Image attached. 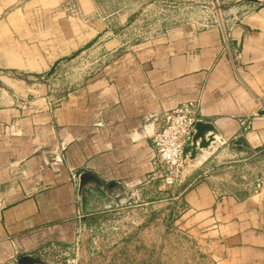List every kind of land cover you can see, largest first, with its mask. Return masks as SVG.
<instances>
[{
    "label": "crops",
    "instance_id": "obj_1",
    "mask_svg": "<svg viewBox=\"0 0 264 264\" xmlns=\"http://www.w3.org/2000/svg\"><path fill=\"white\" fill-rule=\"evenodd\" d=\"M65 1L0 0V264L41 260L71 239L105 188L155 182L152 118L183 102L198 101L202 120L218 132L206 150L264 153L261 0L135 50H124L115 30L107 36L104 19L71 15ZM91 44L107 61L52 88L51 71ZM194 169L185 171L201 179L182 192L183 219L219 244L218 264H264V175L259 188L240 193ZM84 172L104 186L91 182L81 196Z\"/></svg>",
    "mask_w": 264,
    "mask_h": 264
},
{
    "label": "rangeland",
    "instance_id": "obj_2",
    "mask_svg": "<svg viewBox=\"0 0 264 264\" xmlns=\"http://www.w3.org/2000/svg\"><path fill=\"white\" fill-rule=\"evenodd\" d=\"M242 1L66 0L61 7L87 21L104 19L110 27L107 36H114L113 29L124 50H135L182 25L218 23ZM107 56L97 45L87 46L71 57V63L62 64L52 88L75 84L106 62ZM188 162L173 182L160 176L143 187L105 188L103 200L86 211L71 239L55 243L39 263L218 264L219 244L183 219L182 192L201 179L185 169L201 170L203 177H213L223 190L249 193L262 182L264 153L235 155L212 148L199 153L192 166Z\"/></svg>",
    "mask_w": 264,
    "mask_h": 264
},
{
    "label": "built area",
    "instance_id": "obj_3",
    "mask_svg": "<svg viewBox=\"0 0 264 264\" xmlns=\"http://www.w3.org/2000/svg\"><path fill=\"white\" fill-rule=\"evenodd\" d=\"M53 73L56 75L57 70ZM152 119L155 125L152 135L155 171L173 182L180 176L185 148L193 143L196 123L202 120L201 105L194 100L183 102L173 109L155 114Z\"/></svg>",
    "mask_w": 264,
    "mask_h": 264
},
{
    "label": "water",
    "instance_id": "obj_4",
    "mask_svg": "<svg viewBox=\"0 0 264 264\" xmlns=\"http://www.w3.org/2000/svg\"><path fill=\"white\" fill-rule=\"evenodd\" d=\"M218 142V132L211 122L200 120L196 123V133L194 134L193 143L187 146L183 153L182 164L188 161L195 160L202 150H206L211 146H215ZM94 182L100 186H104L102 181L89 172H84L80 175V195L82 196L83 188L87 184ZM19 264H33L41 262L40 259L33 256L24 255L19 259Z\"/></svg>",
    "mask_w": 264,
    "mask_h": 264
},
{
    "label": "trees",
    "instance_id": "obj_5",
    "mask_svg": "<svg viewBox=\"0 0 264 264\" xmlns=\"http://www.w3.org/2000/svg\"><path fill=\"white\" fill-rule=\"evenodd\" d=\"M81 52V50L75 52L71 57H74L75 55L79 54ZM54 71V69L51 71V73Z\"/></svg>",
    "mask_w": 264,
    "mask_h": 264
}]
</instances>
